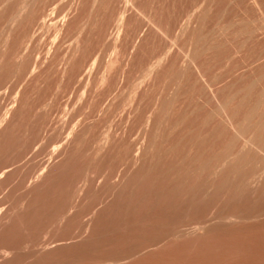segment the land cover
Masks as SVG:
<instances>
[{
	"label": "rangeland",
	"instance_id": "374dc122",
	"mask_svg": "<svg viewBox=\"0 0 264 264\" xmlns=\"http://www.w3.org/2000/svg\"><path fill=\"white\" fill-rule=\"evenodd\" d=\"M94 1L0 0V264H264V0Z\"/></svg>",
	"mask_w": 264,
	"mask_h": 264
},
{
	"label": "bare ground",
	"instance_id": "6f19581e",
	"mask_svg": "<svg viewBox=\"0 0 264 264\" xmlns=\"http://www.w3.org/2000/svg\"><path fill=\"white\" fill-rule=\"evenodd\" d=\"M96 1V0H95ZM94 1V2H95ZM6 2V1H5ZM23 3V2H22ZM8 4V3H7ZM25 5H26V3H24ZM29 4V3H28ZM25 5H24V8H25ZM28 6V5H27ZM19 8H21V6L19 7ZM22 8H23V5H22ZM27 9H29V8H27ZM21 10V9H20ZM25 10H26V8H25ZM22 11V10H21ZM17 12H20V11H17ZM17 12H16V14H17ZM24 12V14L26 13L25 11H23ZM21 14L20 15H23L22 14V12H20ZM28 13V12H27ZM20 15L18 14V16L20 17ZM46 15V14H45ZM49 15H50V13H49ZM52 15H54V14H52ZM66 15V14H65ZM65 15L63 16L62 15V18L61 19H54V17L53 18H49L48 17V19H46L45 17H43V19L42 20H40L41 21V27L40 28H42V30H45L46 31V26H48V25H52V27L54 26V27H56V26H58L61 22L63 23V21L65 20L64 19V17H65ZM28 16V15H27ZM26 16V17H27ZM60 17V16H59ZM20 18H23V17H20ZM30 18V17H29ZM14 19V18H13ZM19 19V18H18ZM18 19H16V15H15V20L16 21H18ZM20 21H22V20H20ZM24 21V20H23ZM14 22V21H13ZM12 22V23H13ZM14 24V23H13ZM12 24V25H13ZM16 24V23H15ZM17 25V24H16ZM61 25V24H60ZM15 26V25H14ZM39 26H40V24H39ZM62 26V25H61ZM59 27V26H58ZM51 28V27H50ZM49 29V28H48ZM57 28H55V30H56ZM61 30V29H60ZM7 31H8V28H7ZM12 31V30H11ZM41 31V30H40ZM59 31V30H58ZM5 32H6V30H5ZM9 32V31H8ZM44 32V31H43ZM37 33H38V30H37ZM60 33V32H59ZM6 34V33H5ZM8 34H10V33H8ZM43 34V33H42ZM58 34V33H57ZM12 35V34H11ZM10 35V36H11ZM35 35H36V33H35ZM41 35V34H40ZM6 36V35H5ZM9 36V35H8ZM31 36H33V35H31ZM57 36V35H56ZM4 38H6V37H4ZM11 38V37H10ZM60 38V37H59ZM7 39V38H6ZM44 39V38H43ZM9 40V39H8ZM8 40H5V41H8ZM3 41H4V39H3ZM4 41V42H5ZM41 41H42V39H41ZM58 41H59V39H58ZM6 43V42H5ZM4 43V45L6 46V44ZM8 43V42H7ZM23 55H21L20 57H22ZM19 57V58H20ZM2 173V172H1ZM4 173V172H3ZM2 176V175H1Z\"/></svg>",
	"mask_w": 264,
	"mask_h": 264
}]
</instances>
